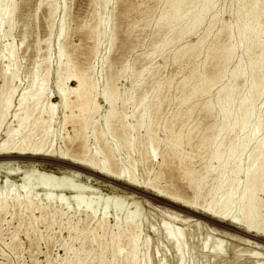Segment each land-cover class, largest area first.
<instances>
[{"label": "bare ground", "instance_id": "6f19581e", "mask_svg": "<svg viewBox=\"0 0 264 264\" xmlns=\"http://www.w3.org/2000/svg\"><path fill=\"white\" fill-rule=\"evenodd\" d=\"M102 1V3L106 4L108 0ZM212 1L213 0H204L203 3H201V9H199L200 11H198L197 13L193 12L196 14L193 15L192 19L191 17L189 18L191 19V21L187 25L188 31H182L181 29L178 39H182V36H184V32L189 33L193 30L195 31L196 28H199L198 26L202 21L203 14L206 15L204 12H206L207 10L211 11L210 8L213 5ZM198 2L199 0H172L165 12L163 11V13L160 15L159 20L161 21L163 26L169 28V25L171 23H174L175 21L180 22L179 20L182 19V17H184L187 12H190L191 8L195 7ZM15 3L16 0H6L4 8L2 7L3 17L0 19V41L3 37L10 36L14 29V24L13 22H11V18H13V14L16 11ZM41 5L42 4H40V6ZM250 7L251 8L248 7L250 11V17L245 20L246 22L244 24L241 23L242 26H238L239 30L237 31V33L240 32L241 36L243 33L246 35L252 34L257 27V24L255 23H258V27L255 31H257V36L258 34L262 36V33L264 32V0H253L250 4ZM56 9V5H50V18H52L57 12ZM240 10H242V8H240ZM243 11L245 12V10ZM246 13L242 14L246 15ZM66 15H68V13H65L64 16ZM188 15L185 17L187 18ZM105 19H103L102 16L99 17L96 25H94L93 27V30H90V34H96L98 30V43L95 46V48L97 49L106 36V30L104 26H108V22L107 25H105ZM6 24L9 28L8 31L4 29V26ZM231 24V22L225 21V23L223 24V28H231ZM100 28H102V30ZM210 28L211 26L208 27V29L205 31L202 37V42L204 41L206 36L209 37V33L212 29ZM67 33L68 29L66 27L64 29H60V34L58 32L59 36L57 45L59 49V56H57L59 59L57 63L58 67H56L57 70L54 82H51L52 71L50 70V58L45 57L43 58V61L41 60L44 66H42V64H36L33 71L25 75L27 86L26 88L24 87L25 90H21L20 92L16 91L14 83V79L17 78L16 76L18 73V69H16L15 66L13 67L16 57L13 42L9 41L4 45H2L3 41L0 42V58L3 56H5L6 58L8 57V60H10V63L12 64L10 65V67H7V65L6 67H0V135L3 133V137L0 136V159L13 158L16 160L23 158H57V160H61L63 161V163H68L72 166H81L83 168L85 167L113 180H122L129 186L148 190L151 192V194H153V196H156L157 198H163V200H165L168 205L178 204L183 208H187L188 210H197L199 212H203V215L210 218L221 221H228L241 227L246 234H252L256 237L264 238V218L262 217V209L264 208V197H262L264 195V134L262 132V127L264 126V112L256 117L255 122L250 125L254 115L253 111H255V106L253 107V105L254 103H257L256 101L262 96V91L264 89V40L256 39L254 42L253 40L255 38H252L251 40L255 44L252 46L251 42H249V45L247 44L246 50L250 52L252 51V48L253 50H255V52L248 65L244 64L243 61H240L241 63L239 62V64H237L234 69H232L231 71L229 70V75H231L229 77H232L233 81H236L237 78H243V76L245 77L248 69L249 72L252 73L251 76L253 77L250 81V84L248 83L249 85L247 84L246 86L244 84L245 87H247L245 89L247 91L246 93L243 91L245 94H243L239 98L238 104H235L236 106L234 108L229 107L230 105H223L221 100H219V102L221 101L222 104V106L219 105L220 109H218L219 107H216L218 105H216V101L214 102L211 99L203 100L205 99L203 98V102H198L201 99L200 96L207 95L209 92H211V88L216 85L217 82H221L225 77H227L226 75L228 72H223V70L222 72H213L211 74L207 71V73V65H210L208 63L211 62L210 60H213L212 62H214L215 64L226 62L234 52L236 44L232 42V36L230 35L228 40L229 43L227 45H222L223 47H220V45H218V47L211 49L210 56L207 57L208 54L206 56L207 61H205L203 65H199L202 67L193 68V70L184 78L181 84V92L185 96L181 102V109H184L185 107L188 115H192L196 111H198L199 113L204 112L206 114V117L209 118L213 116L215 117L214 119H216V121L213 124L211 123L213 121H211V124H207L208 126L205 125L207 129L203 127L205 129H203V132L200 129V134L193 135L194 132L192 129L188 131L173 130L174 125L177 123V120L180 117L178 116L180 114L177 113L178 115H173L168 122L165 121L162 127L165 131L169 130L170 132L166 134L164 139H161L158 136V129L160 128L148 125L151 120L155 118L151 112L154 111V113H156L159 108L156 107L157 100L160 99L163 90L166 87L170 88L172 86V79H169L164 84H159L157 86L154 93L152 92V100L148 98L147 91H140L136 94H129L128 92L127 95V89L124 90L115 88V82L120 77L124 76V72L120 71L119 73H116L114 71V66L111 65L112 56L110 54L103 58L104 65L107 64L109 68V73L107 72L106 74H103V72L97 74V65L95 63H91L87 67L84 66L81 60L75 58L77 56H73L74 51H70L71 55L68 54L66 62L64 64L62 63V59L65 56L63 48L64 39L66 38ZM115 36V33L112 34V36H109L108 40L110 41V49L116 47L117 43H115ZM174 41L173 43H175ZM40 43L41 42H38V46H36L38 52L42 48ZM169 44L170 42L168 43V41H163V43L155 47V52H157L158 48L164 49L165 47L169 46ZM247 51L246 53H248ZM180 52H183V50ZM151 53L153 54V52ZM180 55L181 54L179 53V56ZM0 60L2 61V59ZM112 61L114 62V60ZM150 65L147 64L139 73L134 75L141 76L145 74V72L148 71ZM111 67H113L112 69L114 72L112 71ZM235 81L234 83H236ZM190 82H193V84L192 86L188 87ZM226 84L228 85V83ZM233 84L230 83V85ZM230 88L232 90V86ZM219 91L221 90L219 89ZM125 93L127 95V98L125 96ZM229 93L230 90L227 94ZM241 94L242 93H240V95ZM196 97H200V99L198 100ZM223 97H221V99ZM223 101L225 102V100ZM228 101L229 100H227L225 103H227ZM235 103H237V101ZM128 107L133 108L132 117H134L136 121L135 124L129 121L130 118L128 119V115L124 116V114L127 113L126 110ZM103 108H106L105 114L103 115V120H99L101 121L99 122L98 120H96V114ZM58 121L59 126L61 127L62 131H64L63 134H58L57 132V134H55V126ZM68 125L72 127V133H69V131L67 130ZM145 125H147L148 127H146L144 137L146 139V142L148 144L150 143V147L153 146L157 148L160 143L165 144L164 150L161 154L162 159L160 166L169 167L170 172L173 173L175 171L174 169H172L173 162L175 160L180 161L181 169L183 170L182 175H186L188 177L191 187L192 189H194L195 193L192 197L185 196L177 187L173 188L172 190H168L166 188H161L156 184H153L151 180L141 182L140 179H138L137 175L133 172L134 169L131 171H126L123 170L125 168L122 169L121 167L119 168L117 166L113 167L111 163H109V158L112 155L114 147H111L113 145L111 144V142H115L116 146L119 148L121 147L135 149V147H137L139 143L141 128H143ZM189 128H191V126ZM260 132L262 133L260 134ZM231 134L233 135V137ZM226 136L230 137L228 143H226ZM194 138H197V141L199 143L198 146L195 145L196 147H199V149L197 148V152H199L198 156H204V154L210 155H208L210 157V161L208 164L206 163L207 165L205 167L203 166L205 170L201 175H199L200 173H197L195 171L196 169L194 168L195 156L191 151L187 152L186 150V145L187 147L188 145H190V147H195L193 145ZM91 141L96 143L102 141L104 145L103 147H101L98 144L99 147H94L93 149L91 147ZM148 147L149 146L144 147V151L147 155L149 154ZM149 155L151 156V154ZM188 158L189 161H186L185 164H183L184 160H187ZM13 163L14 162L6 163L4 175L5 184L4 186L2 185L3 190L11 186L25 187V180L28 179L27 177L30 178V176L33 174L37 176L39 175L41 177L39 186L40 189L44 190V193H46L45 195L48 199L53 196L56 186L57 190H59L60 188L58 189V187H62L63 189V187H66V185L68 184L77 185L73 183L72 179V182L68 180L69 178H67L66 173H63V175H59L57 178V173H55L54 171H46L44 169L40 170L39 164H37L35 161L32 169L29 170L21 169L17 164L18 162L14 164ZM164 173V171H160L156 175L154 180L161 178ZM214 174L215 177H213ZM208 177H213V179L216 180L217 185L214 189L213 187H211L213 191L210 199H205L206 202L202 203L199 202L200 197H202L199 194V192L202 191V186L200 184H197L196 181H200L204 178L208 179ZM18 178H20V180L23 179L25 182H23L22 184H17L16 180H12ZM205 182L206 181H204V183ZM50 183L55 186L54 189H52L53 185L51 186ZM77 186L82 188H91V186H86V184H78ZM2 193L3 192H1L0 194L1 221H7L8 216H10L12 220L17 218L19 223L24 224L27 222L29 224V228H27L28 231L36 228V225L38 226V224L41 223H46L48 225V229L51 230L53 226L61 228L65 223L67 225H70L68 237L69 240H65L63 246L65 249L71 251V253L73 252L72 254L75 256L73 257L77 259L75 261L78 264H82L81 255H89L93 253L94 251H96V246L100 250L99 254L97 253L98 256H102V260L100 262L101 264H153L152 262L156 260V257H158L159 253H161L162 251L160 245H157L154 249L151 248V238L148 235L144 237L142 231H140L141 229L138 230V228L136 229L134 225H132V223L134 222L132 219V222H130V219L128 218V222H126L127 220L125 221V224L127 226H124L125 228H122L123 226H120L118 224V222L120 221H117L115 224L110 225V221H108L109 219L104 216L97 221V226L91 227L90 229L81 227V229L79 228L80 225L87 221V219H83L82 217L78 216L76 221H74L72 220L69 211H65V209H62L61 207L58 209V206L52 205L54 203L51 201L49 202V200L46 204H38V202L35 203L36 201H34L35 197L33 199V197H30L31 195L27 196V192L26 194L23 193V195L25 194L24 196H17L18 193L15 192L16 195L12 193L13 195H10L9 197H1V195H3ZM6 194L8 193H5V195ZM60 197L61 199H58L62 201V196ZM52 198L50 200H54ZM110 198H114V196H110L106 200L108 201ZM79 199L81 198H78L77 200ZM86 214L89 213L86 212ZM86 214L84 216H86ZM90 216H87V218ZM172 219L175 223L178 222L183 225H188L189 227L191 225V221L189 218H179L178 216H172ZM163 221V227L165 229L164 239H166L174 249L176 264H187V261L190 258L189 255H191L189 254L188 256H186L188 254V236H186V234L189 233L188 229V233H186V229L184 230V228H181L179 226H171L169 222H166L165 220ZM199 224L200 223H196L192 226H199ZM111 228L113 230L109 232L108 229ZM99 230H101L102 233L101 231L99 233ZM208 238L210 237H207V239ZM215 240L217 241V243L221 244H223L224 241L219 238H216ZM74 241H80V247L78 249L74 248ZM87 244H89V246ZM206 245L208 246V244ZM217 245L219 247V244ZM204 250L205 249H203V251ZM107 253L110 254V259L104 258ZM212 253L216 257L220 255L219 251L216 249H213ZM252 253L256 258H258L257 264H264V262H261L264 257V254H262V252L260 253L257 251H253ZM167 254L166 252L161 254L162 257L158 258V264H170V258ZM141 255L143 256L141 257ZM73 257H71V259H73ZM86 259L87 258L85 257V260ZM85 262L83 260V264ZM66 263H69V261Z\"/></svg>", "mask_w": 264, "mask_h": 264}, {"label": "rangeland", "instance_id": "374dc122", "mask_svg": "<svg viewBox=\"0 0 264 264\" xmlns=\"http://www.w3.org/2000/svg\"><path fill=\"white\" fill-rule=\"evenodd\" d=\"M5 1L6 0H0V19L3 17V8ZM171 1L172 0H108L107 3L104 4L102 3V0H16V11L13 14V18H11V22H13L14 24V29L10 36L3 37L0 41H3L2 45L7 44L9 41L13 42L16 54L15 63L13 67L15 66L16 69H18V73L16 76L17 78L14 79L16 91L20 92L21 90H25L27 86L25 75L33 71L36 64H42V66H44L42 61L45 57L50 58V70L52 71H50L52 73L51 82H54L57 70L56 67H58L57 63L59 59V49L57 45V40L60 34V29H64L66 27L68 29V33L66 38L64 39L63 48L65 56L62 59L63 64L67 60V55L71 53L70 51H74L73 56H77L75 58L81 60L84 66L87 67L91 63H95L97 65L96 73L99 74L100 72H103V74H106L107 72L109 73V68L107 64L104 65L103 58L110 54L112 56L111 65L114 66V68L111 67V69L113 68L116 73H119L120 71L124 72V76L120 77L115 82V88L124 90L127 89V95L128 92L129 94H136L140 91H147L148 98L150 100L153 99L152 92L154 93L155 89L159 84H164L169 79H172V86L170 88L166 87L163 90L162 96L159 99L160 101L157 100L156 107H159L157 110L158 112H151L155 118L151 120L148 126L151 125L156 128L159 127L160 129H158V136L159 138L164 139L166 134H168L170 131L166 130V132L162 126L164 125L165 121L168 122L173 115H176L178 113L180 114H177L178 116H180L178 118L179 121L177 120V123L174 125L173 130L188 131L192 129L194 132H192L193 135L200 134L201 130L203 132V127L206 128V126H208L207 124L211 121H213L211 122L213 124L216 119H214L215 117L213 116H211L212 118H208L206 117V114L204 112L199 113L198 111L194 112L192 115H188L185 107L184 109L182 108L183 110L181 109V102L185 96L181 92V84L184 78L193 70V68L202 67L199 65H203V63L207 61L206 56L207 54V57L210 56L211 49L218 47V45H220V47L227 45L229 43V36L231 35V40L236 45L235 50L231 54L229 59L226 62L218 64H215L214 62H212L213 60H210L211 62L209 61L210 63H208L210 65H207L206 68V72L208 71L210 74L213 72H222V70L223 72H228L226 75L227 77H225L221 81L223 83L217 82V84L211 88V92H209L207 95L200 96L201 99L200 97L196 98L198 100H201H197L199 103L203 102V100L206 99H211L214 102L216 101V105L218 104L216 106L217 108L219 107V105L222 106V104H226V106L230 105L229 107L234 108L236 106L235 104H238L239 98L247 91L245 90L247 88L245 87V85L247 86L248 83L250 84V81L253 77L251 76L252 73L249 72L248 69L245 77L243 76V78H237L236 81L234 80L236 83H234L232 77H229L231 76L229 75V72L234 69L240 61H243L244 64L248 65L251 58L254 56L255 50L251 48L252 51L248 52L246 50L247 44L249 45V42H251L253 46L255 44L254 42L256 39L264 40V32L262 33L263 35L261 34L262 36L258 34V36L260 37L259 38L256 34L257 31H255L258 27V23H255L257 24V27L255 26L256 28L254 30L255 33L253 32L252 34L247 35L243 33L244 37L243 34L241 36L240 32L237 33V31L239 30L238 26H242L241 23L244 24L246 22L245 20L250 17L249 8H251L250 4L253 0H213V5L210 8L211 11L207 10L206 12H204L206 15L203 14L202 21L198 26L199 28H196L195 31L193 30L189 33L184 32V36H182V39H178L181 29L182 31L187 30V25L190 23L193 15L200 11L199 9H201V3H203L204 0H199L198 4L195 7L191 8V10L189 9L190 12H187L185 16L189 14L187 18L189 19L191 17V19L188 20L184 16L185 19L184 17H182V19L179 20L180 22L175 21L174 23H171L172 25L170 24L171 26L169 25L168 28L162 25L161 21L159 20V17L163 13V11L165 12ZM40 4L42 5L40 6ZM51 4L56 5L57 8V12L52 18L49 17V7ZM240 8H242V10H240ZM243 10H245V12ZM64 12L68 13V15L64 16ZM242 13H246V15ZM100 15L103 19L107 18L104 20V24L107 25L108 22V26L103 25L106 30V36L104 37L97 49L95 48V46L98 43V30L96 34H90V30H93V27L94 25H96L98 18L101 17ZM225 21L231 22L232 27L223 28V24L225 23ZM210 26L212 29L210 28L211 31L209 33V37L206 36L203 43L202 37L205 31ZM234 26L236 29L234 28ZM4 29L6 31L9 30L7 24L4 26ZM100 29L102 30V28ZM232 29L235 31H233ZM114 33L116 35L115 43H117V48L115 47L113 49H110V41L108 39L109 36H112V34ZM252 38H255L253 40L254 42H252ZM163 41H168V43L170 42L171 45L169 44V46L165 47L164 49L158 48L157 52H155V47L157 45L159 46L161 43H163ZM173 41L175 43H173ZM38 42H41L40 44L42 47L39 52L37 51L36 47L38 46ZM182 50L183 52H180ZM246 51L248 53H246ZM151 52H153V54ZM179 53L181 54L180 56ZM0 59H2V61L0 60V67H6V65L7 67H10V65H12L10 63V60H8V57L6 58L5 56H3ZM112 60H114V62ZM147 64L151 65L149 66L148 71L145 72V74L141 76L134 75L139 73L142 68ZM21 82L23 86L21 85ZM226 83H228V85ZM230 83L234 84L230 85ZM192 84L193 82H190L188 87L192 86ZM224 85H226L227 88ZM231 86L232 90L230 88ZM218 88L221 91H219ZM229 90L230 93L227 94ZM262 92V96L258 99L259 101L257 100V103H254L253 105V107L255 106V111H253L254 115L250 125L255 122L256 117H258L264 112V89ZM126 93L125 96L127 98ZM240 93L242 94L240 95ZM221 97H223L224 99H221ZM225 98H228L227 100H229L227 103H225L227 101ZM232 99L235 100L233 101ZM219 100L222 101V104L221 101L219 102ZM223 100H225V102ZM236 101L237 103H235ZM105 109L106 108L101 109L96 114V120H103ZM218 109H220V107ZM126 112L127 113H125L124 116L128 115V119L130 118L129 121L135 124L136 121L134 117H132L133 108L128 107ZM201 122L203 125L201 124ZM68 126L67 130L69 131V133H72V127L70 125ZM148 126L145 125L143 128H141L139 143L138 146L135 147V149L121 147L119 148L116 146L115 142H111V144H113L111 147H114L112 155L109 158V163H111L113 167L117 166L119 168L121 167L122 169L125 168L123 170L126 171H131L134 169L133 172L137 175L138 179H140L141 182L151 180L153 184H156L157 186L161 188H166L168 190H172L173 188L177 187L182 192V194L188 197H192L195 192L194 189H192L191 187L188 177L186 175H182L183 170L181 169L180 161L175 160V163L173 162L172 169L175 170L173 173L170 172L169 167L160 166L162 159L161 154L164 150L165 144L160 143L157 148L153 146L150 147V143L148 144L144 137L146 127ZM190 126L191 128H189ZM56 132L58 134L64 133V131H62L61 127L59 126V121L55 126V134H57ZM262 132L264 134V126L262 127ZM262 132H260V134ZM0 136L3 137V133ZM228 136L225 137L226 143H228L230 139V137ZM92 141L91 147L93 149L94 147L98 148L99 146L103 147L104 145L102 141H100L99 143ZM193 143L194 146L199 145L197 138H194ZM146 146H149V154H151L152 157L149 154L147 155L144 151V147ZM196 146L190 147V145H188L187 147L186 145V150L187 152L191 151L195 156L194 168L196 170H194L197 173H200L199 175H201L205 170L204 167L210 161V155L204 154V156H198L199 152L197 151L199 147ZM0 160L1 188L2 185L4 186L5 184L4 175L7 162H18L17 164L21 169L29 170L32 169L34 161L39 164L40 170L44 169L46 171H54L55 173H57V178L59 175H63V173H66L67 178H69L68 180L71 181L72 179L74 184H86V186H91L92 188H82L77 185L68 184L69 186L66 185V187H63L64 190L62 189V187H58V189L60 188L61 190H57V186L56 189H54L55 186L50 183L51 186L53 185L52 189L55 190V195L53 194V196L50 197V199L53 197L52 199L54 200H50L45 195L46 193H44V190L40 189L39 182L41 181V177L39 175L37 176L33 174L30 176V178L27 177L28 179L25 180L26 188L11 186L6 189L4 188L6 191L3 190V188H0L2 190H0V194L1 192H3V195H1V197H9L13 194L16 195V193H18L17 196H24L27 192V196L31 195L30 197H33V199L35 197V203L38 202V204H46L49 200V202L51 201L54 203H51L52 205L58 206V209L61 207L62 209H65V211H69L72 220L76 221L78 216L82 217L83 219H87V221L82 223L79 228L82 227L90 229L91 227H95L98 225L97 221L104 216L109 219L108 221H110V225H113L117 221H120L118 222V224L120 226H123L122 228H125L124 226H127L125 224V221L129 218L130 220H128L132 222V219L134 221L133 223H135H132V225H134L136 229L138 228V230L141 229L140 231H142L144 237L148 235L151 238L150 242L152 249L156 248L157 245H160L162 248L161 253H159L158 257H156V260L152 262L153 264H158V258L162 257L161 254L165 252L166 254L168 253L167 255L170 258L169 263L176 264L174 249L167 242V240L164 239L165 229L163 227V220L169 222L171 226H179L181 228H184V230L186 229L185 231H187L188 229L190 234L188 233V231L186 232L188 234L185 233L186 236H188V254L186 256L191 254L189 255L191 259H188L187 264H257L258 258H256L252 252L257 251L260 253L262 252V254H264V238L256 237L252 234H246L241 227L228 221H221L210 218L208 216L203 215V212H199L197 210H188L187 208H183L178 204L168 205L167 202L163 200V198H157L156 196H153L150 191L145 190L143 188L129 186L122 180H113L111 178L98 174L97 172L88 168H83L81 166H72L68 163H63V161L57 160V158H23L16 160L13 158H3ZM186 161H189V158L187 160H184L183 164H185ZM159 170L164 171L165 173L161 178L154 180L156 175L160 172ZM213 177H215V174L213 175ZM213 177H208V179L204 178L205 180L202 179L200 180L201 182L199 180L196 181L197 184H200L202 186V191H200L199 194L204 198L203 199L202 197H200L199 202L204 203L206 202V200L210 199V196L213 191L211 187H213L214 189L217 185V182L215 179H213ZM12 180H16L17 184H22L23 182H25L23 179L20 180V178ZM204 181H206V184L204 183ZM4 191L9 195H5ZM8 191H10L11 193ZM23 193L25 194L23 195ZM60 196H62V201L60 200ZM110 196H114V198H110L109 202V200L107 201L106 199ZM262 197H264V195ZM78 198L81 199L77 200ZM86 212L89 214H86ZM262 213V217L264 218V208L262 209ZM85 214L86 216H84ZM87 216L92 217L94 220L88 217L89 220L91 219L89 221ZM172 216H178L179 218H189L191 221L190 227L188 225H183L178 222L175 223L172 219ZM199 218L202 220H200ZM128 220L126 222H128ZM196 223H200L199 226H192ZM180 224L183 226H181ZM62 226L63 227L61 228L53 226L51 230L48 229V225L46 223H41L38 224V226L36 225V228H34L35 230L31 229L30 231H28L27 228H29V224L27 222L21 224L18 222L17 218L12 220L10 216H8L7 221L0 220V264H78L75 261L77 259L74 258L75 256L72 254L73 252L71 253V251L65 249L63 246L65 240H69L68 237L70 225H67L65 223ZM108 230L109 232H111V230L113 229L111 228ZM100 231L101 230H99V233ZM207 237L210 238L207 239ZM216 238L224 240L223 244L217 243V241L215 240ZM206 244H208V246ZM217 244H219V247ZM87 245L89 246V244ZM220 246L222 249L220 248ZM79 247L80 241H74V248L78 249ZM216 247H218L219 249ZM95 249L96 251L89 255L85 253V255H81L82 264L83 260L84 262L87 261L84 264H99L101 262L102 256H98L100 250L97 246ZM203 249L205 250L203 251ZM213 249L218 250L220 255H218L217 257L214 256V252L212 253ZM142 256L143 255H141V257ZM71 257H73V259H71ZM85 257L87 258L86 260ZM104 258L110 259V254L107 253ZM68 261L69 263H66ZM261 262H264V257Z\"/></svg>", "mask_w": 264, "mask_h": 264}]
</instances>
